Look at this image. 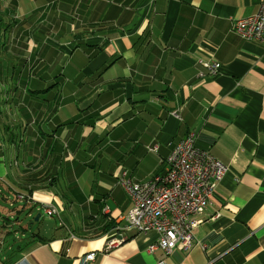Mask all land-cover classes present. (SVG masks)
Listing matches in <instances>:
<instances>
[{
  "label": "crops",
  "instance_id": "obj_1",
  "mask_svg": "<svg viewBox=\"0 0 264 264\" xmlns=\"http://www.w3.org/2000/svg\"><path fill=\"white\" fill-rule=\"evenodd\" d=\"M262 4L0 0V264H264V46L233 29ZM192 134L228 175L192 247L151 253L122 181L164 175Z\"/></svg>",
  "mask_w": 264,
  "mask_h": 264
},
{
  "label": "built area",
  "instance_id": "obj_2",
  "mask_svg": "<svg viewBox=\"0 0 264 264\" xmlns=\"http://www.w3.org/2000/svg\"><path fill=\"white\" fill-rule=\"evenodd\" d=\"M233 29L243 39L264 46V4L254 16L238 21ZM200 64L207 70L202 77L216 76L223 71V66L216 61L202 60ZM166 166L162 176L142 183L126 180L122 185L133 204L125 229L157 235V242L149 246V252L161 250L170 255L192 247L198 224L193 219L205 212L229 168L209 151L196 147L193 134L177 145L166 159ZM15 199L21 202L31 197L19 193ZM47 213L52 214L51 211ZM119 243V240L108 242L107 250ZM95 260L96 254L92 253L86 256L85 262Z\"/></svg>",
  "mask_w": 264,
  "mask_h": 264
},
{
  "label": "trees",
  "instance_id": "obj_3",
  "mask_svg": "<svg viewBox=\"0 0 264 264\" xmlns=\"http://www.w3.org/2000/svg\"><path fill=\"white\" fill-rule=\"evenodd\" d=\"M0 188L3 189V191H0V201L3 203H9L10 199L8 198V195L11 194L12 188H10L9 186H7L6 184H4L3 182H0ZM13 204L17 203L18 201L15 200V198L12 200ZM14 204V205H15ZM26 208V205L22 206V208H15L16 210H18L19 216L22 215V212L24 209ZM13 209V210H15ZM17 221L22 222L21 218H17ZM27 227V224H24ZM25 226H22L21 228H24ZM29 226V225H28ZM28 228V227H27Z\"/></svg>",
  "mask_w": 264,
  "mask_h": 264
},
{
  "label": "rangeland",
  "instance_id": "obj_4",
  "mask_svg": "<svg viewBox=\"0 0 264 264\" xmlns=\"http://www.w3.org/2000/svg\"><path fill=\"white\" fill-rule=\"evenodd\" d=\"M0 17H1V15H0ZM24 150H22V152H23ZM18 155V154H17ZM21 164V161H18L17 159L14 161V166L15 167H17V166H19ZM21 220H22V223H26L27 225H29L31 222L30 221H26V217L25 216H21ZM36 225V224H35ZM36 228L35 229H37V225L35 226Z\"/></svg>",
  "mask_w": 264,
  "mask_h": 264
},
{
  "label": "water",
  "instance_id": "obj_5",
  "mask_svg": "<svg viewBox=\"0 0 264 264\" xmlns=\"http://www.w3.org/2000/svg\"><path fill=\"white\" fill-rule=\"evenodd\" d=\"M39 218H40V216H38V217L36 218V220H35V221H38V220H39Z\"/></svg>",
  "mask_w": 264,
  "mask_h": 264
}]
</instances>
